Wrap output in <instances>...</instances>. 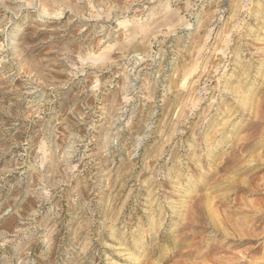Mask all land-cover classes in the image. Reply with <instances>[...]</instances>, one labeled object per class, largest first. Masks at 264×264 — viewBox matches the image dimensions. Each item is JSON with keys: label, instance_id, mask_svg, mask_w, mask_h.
I'll use <instances>...</instances> for the list:
<instances>
[{"label": "rangeland", "instance_id": "obj_1", "mask_svg": "<svg viewBox=\"0 0 264 264\" xmlns=\"http://www.w3.org/2000/svg\"><path fill=\"white\" fill-rule=\"evenodd\" d=\"M0 264H264V0H0Z\"/></svg>", "mask_w": 264, "mask_h": 264}]
</instances>
